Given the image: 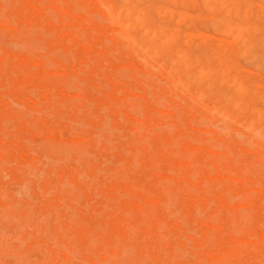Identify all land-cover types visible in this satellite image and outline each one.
<instances>
[{"label":"rangeland","instance_id":"374dc122","mask_svg":"<svg viewBox=\"0 0 264 264\" xmlns=\"http://www.w3.org/2000/svg\"><path fill=\"white\" fill-rule=\"evenodd\" d=\"M114 1L117 9H120L121 3L123 2L124 4L125 2V0H119L121 3L118 0H108L111 5L114 4L111 3ZM128 1L129 5H132V2H138V0ZM174 1H139L140 9L142 8V12H144V22L147 20L149 24L147 26V22H145L146 24L141 26L151 28L148 32H151L150 30L152 32L150 34L148 33V35L152 36L154 34L153 37L158 42L153 40V37L151 40L152 42H156L157 47L160 46L161 37L159 35L157 38L156 34L159 32V25L155 22L159 21L158 24H162V21L164 23L168 22L169 24L165 23L164 27H168L171 24L170 27L173 29L168 27L169 31L163 27L162 29L165 30L162 31L161 29V31L162 33L169 31L168 33L172 32L174 34L173 38L169 40V43L167 42L169 45L163 43L164 47L162 49L158 48V53H154L152 62H149L148 60L152 59L151 56H148L150 59L147 58V61H144L146 57L143 54L146 53L142 52L141 55L140 49L138 50L139 47L131 50L127 45H123L127 44V42L123 37L121 40V36L118 34V25L108 20L106 12L95 0H36V6L33 7L28 6L29 0H0V264H53V262H55L54 264H213L209 259L211 257H219L220 248H227L230 245H226L230 243H232L231 246L234 249L231 257L235 258L230 260L231 262L228 261V263L227 260L229 259L224 260L218 258L216 260V258L215 260L218 262L221 259L220 261L223 263L220 262V264H264V254H261L264 252V243H260V241H264V133H262L264 132V4H262L264 0H229V3L226 1L228 4L224 7H220L222 5L216 3L213 9L205 5L203 3L204 0H189L190 3L194 2L193 5L192 3L188 4V1L184 2L186 0H182V4L181 0ZM238 2L241 3L238 4ZM244 2L246 5L243 4ZM249 2L250 5L253 2L252 6H249ZM66 3L71 4L69 9H65L64 4ZM138 3H133L132 6L136 5L133 7V9L136 7L134 11H138ZM176 3L178 4L175 5ZM184 3H187V5ZM236 4L238 5L237 15L233 11ZM156 5L158 6L156 7ZM181 5L185 9L181 8ZM231 5H233L232 12L229 11L228 13H232V16L228 14L231 17H229L231 20H228L230 22L233 21L232 24L235 22L244 25L246 22L250 24L253 22L255 25V29L252 30L254 31L253 33L251 32L249 34L251 29L243 31L245 35L243 36L242 34L243 37L241 39L243 40L244 37H248L247 39L244 38L245 40L243 42L241 40L231 39L232 37H229L230 33L224 36L222 33L225 32L219 31L218 28L220 27H217L215 25L216 23L213 24V21H216L217 17L227 19L226 8H229ZM153 6L156 8L154 9ZM164 6L169 7V9L164 8ZM144 7L147 12H145ZM243 7L246 8V17L242 16ZM122 10V13H124V9ZM162 12L165 15H162ZM179 12L183 16L181 19ZM188 13H191L189 14L190 16ZM192 14L194 15L191 16ZM210 14L213 17L210 18ZM178 18L180 19L179 22H182L176 23ZM214 18L215 20H213ZM133 23L137 25V28L135 25L133 27L132 24L130 28H134V30L131 31L130 29V31L135 37L138 36L139 38L145 27L141 28L139 22L134 21ZM47 24L49 26H46ZM70 25L73 27L71 28ZM85 25L88 26L86 27ZM160 26L162 27V25ZM174 27L177 28V32ZM71 29L72 31L70 32ZM140 30L142 31L140 32ZM179 30L182 33L185 31L189 33L185 32L184 34L187 35H184L181 32L178 33ZM112 31L117 34L112 33ZM198 32L201 33L198 35ZM175 34L180 36L177 37ZM189 34L194 36V38L191 36V40L189 39L190 41H187L186 38H190ZM251 34H257L256 38H254L255 36H251ZM115 35L117 37L116 39L119 38L118 40H115ZM180 37L185 40L180 39ZM225 37L230 38L232 41ZM202 38L203 40H201ZM260 39L261 41H259ZM179 40L181 41L179 42ZM224 40L228 42L226 43ZM244 42L248 44L246 45ZM221 43L222 46L220 45ZM233 43L237 44L233 45ZM30 44L33 46H30ZM250 44L253 48H251ZM181 46L183 48L185 47V50ZM223 47L228 53V56H224L226 54L223 53L225 52L224 49L222 50ZM178 48L184 50L190 57L192 56V63L186 66V68L180 64H176L173 67L174 64L171 66L172 62L169 63L172 61L171 58L174 57L175 50ZM214 50L218 53L220 52L219 54L223 53L221 56L229 60H225L226 62L228 61V64L231 62L228 66L229 69L226 72L225 80L222 79L218 72L208 76H201L202 80L198 77L196 81H193L194 75L200 68L216 69V67L224 64L222 62L220 64L218 61L219 58L216 56V51ZM248 50L251 52L248 53ZM197 54L199 58H194L197 57L195 56ZM242 54L247 55L244 56ZM206 56L207 58H205ZM90 60L93 61L91 62ZM195 60L199 63H196ZM147 62L153 64L149 65ZM160 64L167 66V68ZM157 66L163 67L162 69L164 71L165 68L167 70L170 68L168 72L173 67L169 73L173 76L186 78L188 83H190L188 84V89L185 91L179 90L184 92L180 94L176 87L174 85L172 86L171 82L166 78H170V75L166 76L168 73H166L167 70L164 72L158 69L159 71H157ZM156 71L159 74L158 76ZM160 73L164 74V76L162 77ZM13 77L17 79L14 80ZM32 79L35 82L31 81ZM139 79L144 80L142 82ZM237 81H243L241 83L246 86L245 91H243L245 94L243 92L236 94L234 83ZM123 89L124 91L121 93ZM190 93L195 96L198 94L199 101H197L200 103L195 102L194 96H190L192 95ZM231 93L233 97H239L241 100L240 107L237 108L235 106L236 109L232 105L229 106L231 102L225 104L226 97ZM160 98H162L161 101ZM168 98L169 101L167 100ZM247 98L248 100H246ZM140 102H144L145 104ZM160 102L162 104L164 102V106ZM192 102L195 103L192 104ZM216 103L219 105L222 103V106L224 104L228 105L226 108H230V110L233 109L231 107H234L231 112L234 113V110H237V113L235 112L236 115H234L236 117L230 120L218 114L215 117L220 115L219 120H217L218 118L211 119V117H214V114L212 115V112H210V115L208 113L209 111L206 110L208 107L205 108V105L212 106L214 104L217 105ZM69 105L70 107L68 108ZM119 109L121 110L119 111ZM257 111L261 113V117L255 122L257 120L255 118ZM190 112L193 113L191 114ZM186 117L187 119H185ZM222 119L227 122L234 120L239 123H236L234 126L233 124L235 123L232 122V124L230 122L231 124L229 123V126L232 125L230 128L226 123L222 122ZM250 121L253 122L252 126L254 125L252 131L246 126ZM223 124L230 129H226V127L224 129ZM140 125L142 127H139ZM258 128L261 130V133H259ZM188 134L192 136H188ZM179 139H182L184 142L182 140L180 142ZM183 143L185 144L183 145ZM191 143L195 145L192 146ZM148 147L151 149H148ZM184 148H186L187 153ZM223 148L226 149L224 150ZM246 148L248 150L250 149L251 152ZM199 150L202 154L199 153ZM135 154L137 155L135 156ZM256 154L258 155L257 158L255 157ZM119 163L123 165L119 167ZM230 164H232V167L229 166ZM179 166L182 167L180 168ZM8 168L10 169L8 170ZM153 169L154 172L152 171ZM167 170L169 171L167 172ZM158 172H164L165 174L160 173L157 176L156 173ZM181 173H184L183 176L185 178L188 177L191 180L189 181L186 178V180L188 179L186 181L184 177H179L182 175ZM151 174L154 178L150 176ZM168 174L169 176H167ZM178 174L180 175L178 176ZM174 177L176 180L175 183ZM180 183L181 185H179ZM221 185L224 187L222 188ZM127 186L129 187L127 188ZM50 192L52 193L50 194ZM185 192H187V195ZM191 200L193 201L191 202ZM248 207L251 208L248 209ZM249 216L250 219H248ZM249 220L254 221L250 223ZM150 221L153 222L151 223ZM260 221L261 223H259ZM234 224L236 225L234 226ZM157 225L158 227H155ZM148 227L150 228V232ZM227 231H231L232 233L230 234ZM150 233L152 234L151 236L149 235ZM153 236L155 237L153 238ZM159 237L162 238L160 241L158 240ZM218 239L222 242L217 241ZM111 241L112 243H110ZM62 242H64L63 245L65 247L61 245ZM227 242L230 243L227 244ZM254 247L258 252L256 249V251L253 250ZM209 248L211 249L209 250ZM246 248L252 249H250L252 253L251 255L249 254L250 256L248 255L249 249L245 251L248 256L243 252ZM253 251L256 255H254ZM210 253L211 255H208ZM244 254L246 255L245 258L243 257ZM257 256L259 257L257 258ZM236 258L241 261L236 260ZM199 259L200 261H198ZM213 262L214 264H219L218 262Z\"/></svg>","mask_w":264,"mask_h":264},{"label":"bare ground","instance_id":"6f19581e","mask_svg":"<svg viewBox=\"0 0 264 264\" xmlns=\"http://www.w3.org/2000/svg\"><path fill=\"white\" fill-rule=\"evenodd\" d=\"M29 1H30L29 4H28L29 7L36 6V0H29ZM95 1H96V2L100 5V7H102L103 10L106 12L108 20H110L112 23H113V22L116 23L115 25H118V27H119V28H118V34L121 36V40L124 38V40H126V42H127V44H123V45H127L128 47L131 48V50H132L133 48L139 47L138 50L140 49L139 51H140L141 55H142V52H145V53H146V54H143L144 57H146V60H144V61H147V58H149L148 56H151V58H152V59L149 58V59H150V60H148L149 62H150L151 60H153V58H154V55H153V54L156 53L157 51H159L158 48H161V49H162V48L164 47V46H163V45H164L163 43H167V42L169 43V40H171V39L173 38V35H174V34H173L172 32H171V33H168V32L170 31L169 28H172V27H170L171 24H170V26H168V25L166 24V26L169 27V28H168V27H164V26H165V23H168V22H165V23H164V21H162V22H161L162 24H160V23L158 24L159 21L155 22V23H157V25H159V27H158V28H159V32L161 31V29H162L163 27L169 30L168 32L165 31L164 33H162V31L165 30V29H162L161 33L158 32V33L156 34V35H157V38H158L159 35H160L159 37H161V40H160V46L157 47L156 42H158V40H155L156 38L153 37L154 34H152V36H149V35H148V33L150 34V33L152 32V30H150L151 32H148L149 29H151V28H149V27H145V26H141V25L146 24L145 22H147V20L144 22V16H143V13H144V12H142V8L140 9V6H139V4H140L139 1H140V0H138L139 3H138V2H132V5H133V3H138V6H139V7H138L139 9L137 8L138 11H134V9H136V7H135L134 9H133V7L136 6V5H134V6L129 5V1H128V0H125L124 4H123V2L121 3V2L118 0L119 3H121V8H120V9H117V6L115 5V1H114V2H111V3H114L113 5H111V4L108 2V0H95ZM173 1H174V0H173ZM177 1H180V0H175L174 2H177ZM187 1H188V4H189V3H190L189 0H186V1H184V2H187ZM194 1H195V0H194ZM196 1H197V0H196ZM226 1H228V3H229V0H204L203 3H205V5H207L209 8L211 7L210 9H213V6H214L216 3H220V4L222 5V6H220V7H224L226 4H228ZM230 1H231V0H230ZM171 2H172V1H171ZM182 2H183V1L181 0V4H182ZM178 3H180V2H178ZM178 3H176L175 5H177ZM191 3H192V2H191ZM191 3H190V4H191ZM193 3H194V2H193ZM193 3H192V5H193ZM230 3H231V2H230ZM236 3H237V2H236ZM240 3H241V2H240ZM240 3L238 2V4H240ZM247 3H248V2H247ZM252 3H253V2H251V5H250V2H249V6H252ZM256 3H258V2H256ZM184 4L187 5V3H184ZM184 4H183V5H184ZM195 4H196V2H195ZM234 4H235V3H234ZM234 4H233V5H234ZM243 4H245V2H244ZM262 4H264V3H262ZM262 4H261V6H262ZM114 5H115V6H114ZM159 5H160V4H159ZM183 5H181V8H183V7H182ZM185 5H184V6H185ZM229 5H230V4H229ZM229 5H228V6H229ZM233 5H231L232 7L230 6L229 8L226 6V7H227V8H226L227 13H226V11H225V13H226V17H227L226 20H225L224 17H217V16H216L217 19H218V21H217V19H216V21H213V24L216 23L215 25H216L217 27L219 26V27L221 28V29L218 28V30H219V31H222V32H225V33H222V34H224V36H226V35H228V34L230 33L231 35L229 34V37L231 36V37H232L231 39L241 40V41L243 42V40H245L244 38H246V37H244L243 40L241 39V37H243V36L245 35L243 31H244V30H250V29H251V31H250V32L248 31V32H249V34H250L251 32L253 33L254 31H252V30L255 29V25L253 24V22H251L252 20L250 21L252 24H250V23H248V22L244 23V25H243V24H240V23H235V22H234V24H232L233 21L230 22V21L228 20V19L231 18L230 15L228 16V14H231V16H232V13H228V12H229V11L232 12L231 10H232V8H233ZM245 5H246V4H245ZM3 6H4V5H3ZM3 6H1V7H3ZM70 6H71L70 3H66V4H64L65 9H69ZM154 6H155V5H154ZM154 6H153V8L155 9L158 5H156V7H154ZM207 6H205V7L207 8ZM176 7H177V6H176ZM185 7H186V6H185ZM220 7H219V8H220ZM144 8H145V7H144ZM159 8H160V6H159ZM161 8H162V7H161ZM164 8H166V9L168 8V9H169V7H165V6H164ZM206 8H205V9H206ZM209 8H207V9H209ZM239 8H240V7H239ZM246 8H248V7L246 6ZM246 8L243 7V9H242V16H243V17H246ZM249 8H250V7H249ZM260 8L262 9V7H260ZM263 8H264V7H263ZM122 9H124V13H122V11H123ZM166 9H165V10H166ZM170 9H171V8H170ZM183 9H185V8H183ZM223 9H224V8H223ZM160 10H161V9H160ZM160 10H159V12H160ZM163 10H164V9H163ZM240 10H241V9H240ZM251 10H252V9H251ZM210 11H211V10H210ZM233 11H235V12L238 11V5H237V4L235 5V8H234ZM247 11H248V10H247ZM145 12H147L146 8H145ZM164 12H165V11H164ZM197 12H198V11H197ZM157 13H158V11H157ZM162 13H163V12H162ZM162 13H160V14H162ZM165 13H166V12H165ZM198 13H199V12H198ZM1 14H2V13H1ZM52 14H53V13H52ZM170 14H171V12H170ZM189 14H191V13H188V15H189ZM87 15H88V14H87ZM89 15H90V14H89ZM162 15H165V14L163 13ZM172 15H173V14H172ZM179 15L181 16V17H180V19H181V18L183 17V16H182V13L179 12ZM193 15H194V14H192L191 16H193ZM215 15H216V14H215ZM236 15H237V12H236ZM247 15H248V14H247ZM93 16H94V15H93ZM189 16H190V15H189ZM12 17H13V16H12ZM95 17H96V16H95ZM211 17H213V15L211 16V14H210V18H211ZM216 17H215V18H216ZM229 17H230V18H229ZM90 18H91V17H90ZM215 18H214L213 20H215ZM220 18H221V19L223 18V19L221 20ZM174 19H175V18H174ZM180 19L178 18V20H176V23L179 22ZM246 19H247V18H246ZM81 20H82V19H81ZM86 20H87V19H86ZM161 20H162V19H161ZM163 20H164V19H163ZM210 20H211V19H210ZM219 20H220V22H219ZM230 20H231V19H230ZM134 21L139 22L141 28H144V27H145L144 30L142 29L143 31L140 30V32H141V31H142V32H141V35L139 36V38H138V36H136V37H137V38H136V37L131 33V31L134 30V28L132 29V28H130V27H131L132 24H133V27H134V25H135V24L133 23ZM165 21H166V20H165ZM170 21H171V20H170ZM173 21H174V20H173ZM183 21H184V20H183ZM90 22H92V21H90ZM99 22H100V21H99ZM107 22H108V21H107ZM111 22H110V23H111ZM180 22H182V21H180ZM180 22H179V23H180ZM237 22H238V21H237ZM241 22H242V21H241ZM256 22H257V21H256ZM50 23H51V22H50ZM95 23H96V22H95ZM112 23H111V24H112ZM211 23H212V22H211ZM33 24H34V23H33ZM52 24H53V23H52ZM71 24H72V23H71ZM87 24H88V23H87ZM168 24H169V23H168ZM38 25H39V24H38ZM83 25H84V24H83ZM98 25H100V24H98ZM102 25H103V24H102ZM112 25L114 26V24H112ZM148 25H149V24H148V22H147V26H148ZM160 25H162V27H161ZM176 25H177V24H176ZM215 25H214V26H215ZM46 26H49V25L47 24ZM70 26H71V25H70ZM85 26H86V25H85ZM87 26H88V25H87ZM87 26H86V27H87ZM90 26H91V25H90ZM109 26H110V25H109ZM136 26H137V25H135V27H136ZM140 26H139V27H140ZM172 26H173V25H172ZM187 26H188V24H187ZM38 27H39V26H38ZM55 27H56V26H55ZM60 27H61V26H60ZM72 27H73V26H71V28H72ZM79 27H80V26H79ZM86 27H85V28H86ZM92 27H93V26H92ZM153 27H154V26H153ZM160 27H161V28H160ZM194 27H195V26H194ZM67 28H68V27H67ZM85 28H83V29H85ZM96 28H97V27H96ZM113 28H114V27H113ZM136 28H137V27H136ZM154 28H157V27H154ZM174 28H175V27H174ZM54 29H55V28H54ZM56 29H57V28H56ZM60 29H61V28H60ZM62 29H63V28H62ZM88 29H89V28H88ZM93 29H94V28H93ZM130 29H131V31H130ZM152 29H153V28H152ZM172 29H173V28H172ZM176 29H177V28H175V30H176ZM90 30H91V27H90ZM90 30H89V31H90ZM106 30H107V29H106ZM137 30H138V29H137ZM153 30L155 31V29H153ZM156 30H157V29H156ZM27 31H28V30H27ZM29 31H30V30H29ZM65 31H66V30H65ZM71 31H72V29L70 30V32H71ZM89 31H88V32H89ZM98 31H99V30H98ZM98 31H95V32H98ZM154 31H153V32H154ZM157 31H158V30H157ZM177 31H178V30H176V32H177ZM259 31H260V30H259ZM35 32H36V30H35ZM48 32H49V31H48ZM50 32H51V30H50ZM59 32H60V31H59ZM79 32H80V31H79ZM91 32H92V31H91ZM109 32H110V31H109ZM116 32H117V30H116ZM166 32H167V33H166ZM176 32H175V33H176ZM180 32H181V31L179 30L178 33H180ZM185 32H186V31H185ZM185 32H183V33L181 32V33L184 34ZM190 32H191V31H190ZM28 33H29V32H28ZM112 33H114V32L112 31ZM154 33H156V32H154ZM186 33H189V32H186ZM192 33H193V32H192ZM199 33H201V32H198L197 34L199 35ZM32 34H33V33H32ZM58 34H59V33H58ZM114 34H117V33H114ZM114 34H112V35L114 36ZM194 34H195V33H194ZM197 34H196V35H197ZM203 34H204V33H203ZM207 34H208V33H207ZM242 34H243V36H242ZM257 34H258V33H257ZM257 34H255V35H252V34H251V36H255L254 38H256V35H257ZM63 35H64V34H63ZM71 35H72V33H71ZM77 35H78V34H77ZM89 35H90V33H89ZM184 35H187V34H184ZM184 35H182V36H184ZM189 35H190V34H189ZM204 35H206V34H204ZM208 35H209V34H208ZM212 35H213V34H212ZM212 35H210V36H212ZM91 36H92V35H91ZM175 36H177V34H175ZM178 36H180V35H178ZM178 36H177V37H178ZM191 36H192V35H190V38L188 37V39L186 38V40H187V41H188L189 39L191 40ZM206 36H207V35H206ZM206 36H205V37H206ZM246 36H247V35H246ZM248 36H249V35H248ZM261 36H263V35H261ZM44 37H45V36H44ZM56 37L58 38V36H56ZM56 37H55V38H56ZM118 37H119V36H118ZM122 37H123V38H122ZM152 37L154 38L153 40L156 41V42L154 41L155 43L152 42V40H151ZM155 37H156V36H155ZM184 37H185V36H184ZM198 37H199V36H198ZM222 37H223V36H222ZM263 37H264V36H263ZM263 37H261V38H263ZM99 38H100V37H99ZM116 38H117V37H116V35H115V40H118V39H119V38H118V39H116ZM175 38H176V37H175ZM192 38H194V36H192ZM203 38H204V37H203ZM203 38H202L201 40H203ZM218 38H219V37H218ZM225 38H226V37H225ZM247 38H248V37H247ZM247 38H246V39H247ZM251 38H252V37H251ZM94 39H95V38H94ZM180 39H182V38L180 37ZM183 39H184V38H183ZM183 39H182V40H183ZM208 39H209V36H208ZM221 39H222V38H221ZM221 39H220V40H221ZM223 39H224V38H223ZM226 39H228V38H226ZM229 39H230V38H229ZM229 39H228V40H229ZM231 39H230V40H231ZM41 40H42V39H41ZM173 40L175 41V39H173ZM184 40H185V39H184ZM190 40H189V41H190ZM204 40H205V39H204ZM249 40H250V39H249ZM249 40H248V41H249ZM29 41H30V39H29ZM33 41H34V40H33ZM33 41H32V42H33ZM54 41H55V40H54ZM95 41H96V40H95ZM95 41H94V42H95ZM176 41H177V40H176ZM180 41H181V40H179V42H180ZM205 41H206V40H205ZM221 41H222V40H221ZM231 41H232V40H231ZM250 41H251V40H250ZM259 41H261V39H260ZM32 42H31V43H32ZM41 42H42V41H41ZM90 42H91V41H90ZM170 42H171V41H170ZM222 42H223V41H222ZM224 42H226V41L224 40ZM227 42H228V41H227ZM227 42H226V43H227ZM235 42H236V41H235ZM34 43H35V42H34ZM91 43L93 44V42H91ZM168 43H167V44H168ZM181 43H183V42H181ZM184 43H185V41H184ZM196 43H197V42H196ZM229 43H230V42H229ZM244 43H245L246 45L248 44L247 42H244ZM51 44H53V43H51ZM58 44H59V42H58ZM95 44H96V43H95ZM100 44H101V43H100ZM104 44H105V43H104ZM104 44H103V45H104ZM106 44H107V43H106ZM111 44H113V43H111ZM120 44H121V43H120ZM230 44H231V43H230ZM230 44H229V45H230ZM235 44H237V43H233V45H235ZM240 44H241V43H240ZM251 44H252V42H251ZM251 44H250V46H251V48H253ZM253 44H254V43H253ZM31 45H32V44H30V46H31ZM45 45H46V44H45ZM65 45H66V44H65ZM69 45H70V44H69ZM74 45H75V44H74ZM83 45H84V44H83ZM109 45H110V44H109ZM118 45H119V43H118ZM158 45H159V43H158ZM168 45H169V44H168ZM220 45L222 46V43H221ZM226 45H227V44H226ZM229 45H228V46H229ZM233 45H232V46H233ZM238 45H239V42H238ZM32 46H33V45H32ZM47 46H48V45H47ZM63 46H64V45H63ZM66 46H67V45H66ZM87 46H89V45H87ZM96 46H97V45H96ZM115 46H116V45H115ZM120 46H122V45H120ZM228 46H227V47H228ZM241 46H242V45H241ZM254 46H255V45H254ZM48 47H49V46H48ZM48 47H47V48H48ZM73 47H74V46H73ZM90 47H91V46H90ZM122 47H123V46H122ZM181 47H182V46H181ZM227 47H226V48H227ZM234 47H235V46H234ZM238 47H239V46H238ZM247 47H248V46H247ZM33 48H34V47H33ZM68 48H69V47H68ZM98 48H99V47H98ZM110 48H111V47H110ZM182 48H183V47H182ZM239 48H240V47H239ZM34 49H35V48H34ZM34 49H33V50H34ZM48 49H49V48H48ZM54 49H56V48H54ZM69 49H70V48H69ZM71 49H72V48H71ZM103 49H104V48H103ZM105 49H106V48H105ZM118 49H119V48H118ZM167 49H168V48H167ZM183 49L185 50V47H184ZM192 49H193V48H192ZM223 49H224V47L222 48V50H223ZM227 49H228V48H227ZM51 50H52V49H51ZM76 50H77V48H76ZM85 50H86V49H85ZM91 50H92V49H91ZM134 50H136V49H134ZM138 50H137V51H138ZM142 50H143V51H142ZM168 50H169V49H168ZM184 50H182V49H180V48H178V49L175 50L174 57H173V58L170 57V58L172 59V61L169 62V63L172 62V63H171V66H172V64H174L173 67L176 66V64H180V65H184L185 68H186V66H189V65L192 63V61H191V57H192V56L190 57V56H189ZM216 50H219V49H216ZM216 50H214V51H216ZM222 50H221V52H223ZM229 50H230V49H229ZM240 50H242V49H240ZM249 50H250V47H249ZM249 50H248V53L251 52V51H249ZM24 51H25V50H24ZM109 51H110V50H109ZM123 51H124V50H123ZM186 51H187V50H186ZM224 51H225V49H224ZM253 51H254V50H253ZM253 51H252V52H253ZM8 52H9V51H8ZM84 52H85V51H84ZM110 52H112V51H110ZM127 52H128V51H127ZM131 52H132V51H131ZM212 52H213V50H212ZM231 52H233V51H231ZM241 52H243V51H241ZM9 53H10V52H9ZM65 53H66V52H65ZM82 53H83V52H82ZM103 53H104V52H103ZM157 53H158V52H157ZM215 53H216V56H218V58H219L218 61L220 62V64H221V62L224 63V64H223V65H222V64H221V65L218 64V65H220V66L216 67V69H211V68H206V69L204 68V69H203L202 65H200V67H202V68L199 67L200 70L197 71V73L194 75V77H193V79H192L193 81H194V80L196 81V79H198V77L202 80V77H201V76H208V75H212V73H218V72L220 73L222 79H224V78L226 77L225 75H226V72H227L228 69H229L228 66H229V64H230L231 62L228 64V61H229V60H228L226 57H222L221 54L224 53V54H226V55H224V56H228V53H227L226 51L223 52V53H221V54H219L220 52L218 53L217 51H216ZM234 53H235V52H234ZM239 53H240V51H239ZM13 54H14V53H13ZM96 54H97V53H96ZM101 54H102V53H101ZM117 54H118V53H117ZM213 54H214V53H213ZM36 55H37V54H36ZM135 55H136V54H135ZM205 55H206V54H205ZM208 55H209V53H208ZM230 55H231V54H230ZM242 55H244V54H242ZM246 55H247V54H246ZM246 55H244V56H246ZM19 56H20V55H19ZM88 56H89V55H88ZM117 56H118V55H117ZM119 56H121V55H119ZM138 56H139V55H138ZM152 56H153V57H152ZM155 56H156V54H155ZM195 56H197V57H194V58H199V57H198V54L195 55ZM210 56H212V55H210ZM249 56H250V55H249ZM89 57H90V56H89ZM129 57H130V56H129ZM142 57H143V56H142ZM144 57H143V58H144ZM208 57H209V56H208ZM252 57H253V56H252ZM39 58H40V57H39ZM42 58H43V57H42ZM63 58H65V57H63ZM97 58H98V57H97ZM100 58H101V57H100ZM112 58H113V56H112ZM137 58H138V57H137ZM200 58H201V56H200ZM205 58H207V56H206ZM233 58H234V57H233ZM3 59H4V58H3ZM80 59H81V57H80ZM88 59H89V58H88ZM101 59H102V58H101ZM201 59H202V58H201ZM203 59H204V58H203ZM226 59L228 60L227 62L225 61ZM230 59H231V58H230ZM46 60H47V59H46ZM81 60H82V59H81ZM83 60H84V59H83ZM93 60H95V59H93ZM93 60H92V61H93ZM102 60H103V59H102ZM126 60L128 61V59H126ZM131 60H132V58H131ZM233 60H234V59H233ZM1 61H2V60H1ZM47 61H48V60H47ZM50 61H51V60H50ZM73 61H74V60H73ZM88 61H89V60H88ZM90 61H91V60H90ZM92 61H91V62H92ZM136 61H137V60H136ZM201 61H202V60H201ZM108 62H109V61H108ZM131 62H132V61H131ZM131 62H130V63H131ZM139 62H140V61H139ZM149 62H147L149 65H150V64H153V63H149ZM151 62H152V61H151ZM195 62H196V63H199V62L196 61V60H195ZM206 62H207V61H206ZM219 62H218V63H219ZM79 63H80V62H79ZM83 63H84V62H83ZM83 63H82V64H83ZM87 63H88V62H87ZM101 63H102V62H101ZM115 63H116V62H115ZM140 63H141V62H140ZM143 63H145V62H143ZM159 63H161V62H159ZM159 63H158V64H159ZM196 63H195V64H196ZM234 63H235V62H234ZM258 63H259V62H258ZM260 63H261V61H260ZM6 64H7V63H6ZM38 64H39V63H38ZM82 64H81V65H82ZM148 64H146V65H148ZM193 64H194V63H193ZM83 65H84V64H83ZM106 65H107V64H106ZM120 65H121V64H120ZM134 65H135V64H134ZM160 65H161V66H165V65H162V64H160ZM231 65H233V64H231ZM14 66H15V65H14ZM84 66H85V65H84ZM84 66H83V67H84ZM89 66H91V65H89ZM92 66H93V64H92ZM136 66H137V65H136ZM153 66H154V65H153ZM161 66H157V71H159L158 69H161L160 71H164V70L162 69L163 67L161 68ZM192 66H193V65H192ZM233 66H234V65H233ZM61 67H62V66H61ZM61 67H60V68H61ZM63 67H64V66H63ZM108 67H109V66H108ZM146 67H148V66H146ZM159 67H160V68H159ZM165 67L167 68V66H165ZM165 67H164V68H165ZM169 67H170V66H169ZM173 67H172V68H173ZM109 68H110V67H109ZM148 68H149V67H148ZM151 68H152V67H151ZM166 68H165V71L167 70ZM172 68H171V70H172ZM175 68H177V67H175ZM12 69H13V68H12ZM72 69H73V68H72ZM98 69H99V68H98ZM169 69H170V68H169ZM169 69H168V70H169ZM10 70H11V69H10ZM41 70H42V69H41ZM44 70H45V69H44ZM46 70H47V69H46ZM85 70H86V69H85ZM142 70H143V69H142ZM144 70H145V69H144ZM149 70H150V69H149ZM151 70H152V69H151ZM154 70H155V69H154ZM168 70L166 71V73L168 72ZM171 70H170V71H171ZM174 70H175V69H174ZM238 70H239V69H238ZM80 71H81V69H80ZM113 71H114V70H113ZM134 71H135V70H134ZM157 71H156V72H157ZM165 71H164V72H165ZM170 71H169V72H170ZM9 72H10V71H9ZM30 72H31V71H30ZM86 72H87V71H86ZM111 72H112V71H111ZM150 72H151V71H150ZM164 72H163V73H164ZM169 72L167 73L168 75L166 74V76H169V75H170V78H169V77H166V78L169 80V82H171V85H172V86L174 85V87H176V89H177L178 91H179V90H183V91H185L186 89H188V84H190V83H188V81H187L186 78H181V77L173 76V75H171V73H169ZM184 72H185V71H184ZM198 72H199V75H198ZM6 73H7V72H6ZM33 73H34V71H33ZM80 73H81V72H80ZM89 73H90V72H89ZM94 73H95V72H94ZM104 73H105V72H104ZM116 73H119V72H116ZM148 73H149V72H148ZM15 74H17V73H15ZM132 74H133V73H132ZM156 74H157V76L159 75L158 72H157ZM188 74L190 75V73H188ZM234 74H235V73H234ZM234 74H233V75H234ZM12 75H13V74H12ZM18 75H19V74H18ZM90 75H91V73H90ZM104 75H105V74H104ZM160 75H161L162 77L164 76V74H161V73H160ZM36 76H37V75H36ZM136 76H137V75H136ZM138 76H139V75H138ZM151 76H153V75H151ZM14 77H15V76H14ZM14 77H13V78H14ZM107 77H108V76H107ZM134 77H135V76H134ZM37 78H38V77H37ZM44 78H45V77H44ZM86 78H87V76H86ZM122 78H123V77H122ZM152 78H153V77H152ZM154 78H155V77H154ZM156 78H157V77H156ZM159 78H160V77H159ZM159 78H158V79H159ZM188 78H189V76H188ZM241 78H242V77H241ZM241 78H240V79H241ZM16 79H17V78H14V80H16ZM20 79H21V78H20ZM30 79H31V78H30ZM33 79H34V78H33ZM33 79H32L31 81H34V80H35V79H34V80H33ZM90 79H91V78H90ZM141 79H142V78H141ZM141 79H139V80L143 82L144 79H143V80H141ZM161 79H162V78H161ZM164 79H165V78H164ZM167 79H166V80H167ZM209 79H210V78H209ZM11 80H12V79H11ZM39 80L41 81L40 78H39ZM39 80H38V81H39ZM67 80H68V79H67ZM121 80H122V79H121ZM135 80H136V79H135ZM146 80H147V79H146ZM224 80H225V79H224ZM235 80H236V78H235ZM5 81H6V78H5ZM29 81H30V80H29ZM31 81H30V82H31ZM38 81H37V82H38ZM105 81H106V80H105ZM105 81H104V83H105ZM136 81H137V80H136ZM228 81H229V80H228ZM30 82H29V83H30ZM34 82H35V81H34ZM123 82H124V81H123ZM137 82H138V81H137ZM150 82H151V81H150ZM167 82H168V81H167ZM167 82H166V83H167ZM169 82H168V83H169ZM241 82H243V81H241ZM241 82H240V81H239V82L237 81L236 83H234V84H235V91H236V94H239L240 92H243V91H245V89H246V86H244V84H242ZM19 83H20V82H19ZM79 83H80V82H79ZM109 83H110V82H109ZM124 83H125V82H124ZM127 83H128V82H127ZM168 83H167V84H168ZM252 83H253V82H252ZM2 84H3V83H2ZM44 84H45V83H44ZM111 84H112V83H111ZM130 84H131V83H130ZM152 84H153V82H152ZM152 84H151V85H152ZM167 84H166V85H167ZM17 85H18V83H17ZM20 85H22V84H20ZM47 85H48V83H47ZM99 85H100V84H99ZM113 85H114V84H113ZM113 85H112V86H113ZM140 85H141V84H140ZM147 85H148V84H147ZM147 85H146V86H147ZM168 85H169V84H168ZM197 85H198V84H197ZM255 85H256V84H255ZM259 85H260V84H259ZM6 86H7V85H6ZM40 86H41V84H40ZM40 86H39V87H40ZM45 86H46V85H45ZM45 86H44V87H45ZM97 86H98V85H97ZM141 86H142V85H141ZM161 86H163V85H161ZM7 87H8V86H7ZM16 87H18V86H16ZM63 87H64V86H63ZM122 87H123V86H122ZM152 87H153V86H152ZM156 87H157V86H156ZM164 87H165V86H164ZM28 88H29V87H28ZM41 88H42V87H41ZM57 88H58V87H57ZM90 88H91V87H90ZM112 88H113V87H112ZM29 89H30V88H29ZM54 89H55V88H54ZM66 89H67V88H66ZM132 89H133V88H132ZM134 89H135V88H134ZM138 89H139V88H138ZM140 89H141V88H140ZM164 89H166V88H164ZM164 89H163V90H164ZM172 89H173V87H172ZM214 89H215V88H214ZM14 90H15V89H14ZM51 90H52V89H51ZM104 90H105V89H104ZM109 90H111V89H109ZM125 90H126V89H125ZM150 90H151V89H150ZM195 90H196V89H195ZM252 90H253V89H252ZM44 91H45V90H44ZM98 91H99V90H98ZM122 91H124V89L121 90V93H123ZM143 91H144V90H143ZM170 91H171V90H170ZM183 91H179L180 94H181V92H183ZM21 92H22V91H21ZM64 92H65V91H64ZM111 92H112V91H111ZM200 92H201V90H200ZM200 92H199V93H200ZM211 92H212V91H211ZM213 92H214V90H213ZM45 93H46V91H45ZM108 93H109V92H108ZM112 93H113V92H112ZM130 93H131V91H130ZM160 93H161V92H160ZM183 93H184V92H183ZM222 93H223V92H222ZM243 93H244V92H243ZM243 93H242V95H243ZM105 94H106V93H105ZM149 94H150V93H149ZM156 94H157V93H156ZM168 94H169V91H168ZM176 94H177V93H176ZM180 94H179V95H180ZM185 94H187V93H185ZM190 94H192V93H190ZM244 94H245V93H244ZM2 95H3V94H2ZM7 95H8V94H7ZM56 95H57V94H56ZM56 95H55V96H56ZM89 95H90V94H89ZM118 95H119V94H118ZM153 95H154V94H153ZM160 95H161V94H160ZM162 95H163V94H162ZM173 95H174V94H173ZM188 95H189V94H188ZM257 95H258V94H257ZM4 96H5V95H4ZM22 96H23V95H22ZM92 96H93V94H92ZM102 96H104V95H102ZM113 96H114V95H113ZM128 96H129V95H128ZM141 96H142V95H141ZM156 96H157V95H156ZM190 96H194L193 98L196 100L195 102H198V101H199V100H198V94H197L196 96L193 95V94L190 95ZM239 96H240V95H239ZM23 97H24V96H23ZM25 97H26V96H25ZM74 97H75V96H74ZM76 97H77V96H76ZM95 97H98V96H95ZM152 97H153V96H152ZM176 97H177V96H176ZM185 97H186V96H185ZM216 97H217V96H216ZM235 97H236V96H235ZM235 97L232 96V93H231V94H228V96H227L226 99H225V100H226V101H225V104H229V102H231V104H229V106L232 105V106H234V107L237 106V108L240 107L239 104L241 103V100H240L239 97H237V98H235ZM249 97H250V96H249ZM1 98H2V96H1ZM17 98H18V97H17ZM79 98H80V97H79ZM89 98H90V97H89ZM111 98H112V96H111ZM111 98H110V99H111ZM191 98H192V97H191ZM254 98H255V97H254ZM3 99H4V98H3ZM46 99H47V98H46ZM100 99H101V98H100ZM102 99H103V98H102ZM117 99H118V98H117ZM147 99H148V98H147ZM161 99H162V98H160V101H161ZM173 99H174V97H173ZM182 99H183V98H182ZM212 99H213V98H212ZM244 99H245V98H244ZM249 99H250V98H249ZM260 99H262V97H260ZM20 100H21V98H20ZM33 100H34V99H33ZM38 100H39V99H38ZM103 100H104V99H103ZM113 100H115V99H113ZM118 100H119V99H118ZM163 100H164V99H163ZM163 100H162V101H163ZM167 100L169 101V98H168ZM177 100H178V99H177ZM183 100H184V99H183ZM197 100H198V101H197ZM246 100H248V98H247ZM258 100H259V99H258ZM65 101H66V100H65ZM70 101H71V100H70ZM90 101H91V100H90ZM100 101H101V100H100ZM105 101H106V100H105ZM136 101H137V100H136ZM150 101H151V100H150ZM156 101H157V100H156ZM192 101H194V100L192 99ZM242 101H243V100H242ZM106 102H107V101H106ZM151 102H152V101H151ZM181 102H182V101H181ZM195 102H192V104L195 103ZM223 102H224V101H223ZM226 102H228V103H226ZM0 103H1V101H0ZM48 103H49V102H48ZM103 103H104V102H103ZM130 103H131V102H130ZM138 103H139V102H138ZM140 103H142V102H140ZM143 103H144V102H143ZM143 103H142V104H143ZM160 103H161V102H160ZM160 103H159V104H160ZM177 103H178V102H177ZM198 103H200V102H198ZM198 103H197V105H199ZM242 103H243V102H242ZM244 103H245V102H244ZM40 104H41V103H40ZM70 104H71V103H70ZM142 104H141V105H142ZM144 104H145V103H144ZM161 104H162V103H161ZM161 104H160V105H161ZM163 104H165V103L163 102ZM163 104H162V105H163ZM207 104H208V103H207ZM216 104H217V103H216ZM221 104H222V103H221ZM221 104H220V105H219V104H217V105L214 104V105H212V106H210V105H209V106H208V105H205V108L208 107V108H206V110L209 111L208 113L212 112V115L214 114V117H211V116H210L211 119H212V118H214V119H215V118H218L217 120H219V119H220V118H219L220 115H219L218 117H215V115H218V114H221V115L224 116V118L227 117V119H230V120H231V118L234 119V118L236 117V116L234 117V115H236L235 112L237 113V110H236V111L234 110V113H233V112H231V111L234 109V107H231V108H233V109L230 110V108H229V109L226 108V106H228V105H225V104L223 103L224 105L222 106ZM61 105H62V104H61ZM71 105H72V104H71ZM98 105H99V104H98ZM104 105H105V104H104ZM122 105H124V104H122ZM137 105H138V104H137ZM157 105H158V104H157ZM83 106H84V105H83ZM113 106H114V105H113ZM113 106H112V107H113ZM130 106H131V105H130ZM142 106H143V105H142ZM163 106H164V105H163ZM183 106H184V105H183ZM195 106H196V105H195ZM224 106H225V107H224ZM33 107H34V106H33ZM36 107H37V106H36ZM52 107H53V106H52ZM69 107H70V105L68 106V108H69ZM97 107H98V106H97ZM116 107H117V106H116ZM134 107H135V106H134ZM149 107H150V106H149ZM170 107H171V106H170ZM170 107H169V108H170ZM185 107H186V105H185ZM187 107H188V106H187ZM74 108H75V107H74ZM89 108H90V107H89ZM117 108H118V107H117ZM164 108H165V107H164ZM235 109H236V107H235ZM239 109H240V108H239ZM254 109H255V108H254ZM72 110H73V109H72ZM72 110H71V111H72ZM110 110H111V109H110ZM120 110H121V109H119V111H120ZM144 110H145V109H144ZM255 110H256V109H255ZM45 111H46V110H45ZM238 111H240V110H238ZM258 111H259V110H258ZM258 111L256 112V117H255V118H256L257 120H255V122H257L258 119L261 117V113L258 112ZM260 111H261V110H260ZM5 112H6V111H5ZM113 112H114V111H113ZM143 112H144V111H143ZM152 112H153V111H152ZM154 112H155V111H154ZM156 112H157V111H156ZM178 112H179V111H178ZM77 113H78V112H77ZM109 113H110V112H109ZM119 113H120V112H119ZM131 113H133V112H131ZM169 113H170V112H169ZM172 113H173V112H172ZM190 113L192 114L193 112H190ZM250 113H251V112H250ZM122 114H123V113H122ZM125 114H126V113H125ZM129 114H130V113H129ZM138 114H139V113H138ZM138 114H137V115H138ZM170 114H171V113H170ZM184 114H185V112H184ZM239 114H240V113H239ZM1 115H2V114H1ZM90 115H91V114H90ZM179 115H180V114H179ZM210 115H211V113H210ZM263 115H264V111H263ZM132 116L134 117V115H132ZM138 116H140V115H138ZM170 116H171V115H170ZM189 116H190V115H189ZM195 116H196V115H195ZM245 116H247V115H245ZM112 117H113V116H112ZM119 117H120V116H119ZM135 117H136V116H135ZM221 117H222V116H221ZM104 118H105V117H104ZM106 118H107V117H106ZM165 118H166V117H165ZM189 118H190V117H189ZM41 119H42V118H41ZM67 119H68V118H67ZM67 119H66V120H67ZM120 119H121V118H120ZM127 119H128V118H127ZM139 119H141V118H139ZM152 119H153V118H152ZM152 119H151V120H152ZM166 119H167V118H166ZM185 119H187V117H186ZM233 119H232V120H233ZM241 119H242V118H241ZM245 119H246V118H245ZM252 119H253V118H252ZM17 120H18V119H17ZM103 120H105V119H103ZM154 120H155V119H154ZM156 120H157V119H156ZM172 120H173V119H172ZM182 120H183V119H182ZM223 120H224V119H222V122L226 123L227 126H229V123H230V122H231V123L234 122L235 124L232 123L234 126L236 125V123H239V122H235L234 120H233V121H230V122H227L226 120L223 121ZM238 120H239V119H238ZM238 120H237V121H238ZM105 121H106V120H105ZM140 121H141V120H140ZM158 121L160 122L159 119H158ZM179 121H180V120H179ZM183 121H184V120H183ZM185 121H187V120H185ZM188 121L190 122V120H188ZM209 121H210V120H209ZM243 121H244V119H243ZM243 121H241V122H243ZM102 122H103V121H102ZM110 122H111V121H110ZM161 122H162V121H161ZM194 122H195V121H194ZM220 122H221V121H220ZM156 123H157V122H156ZM217 123H218V122H217ZM231 123H230V124H231ZM252 123H253V122L250 121L248 125L246 124V126H247L248 128H250L251 131H252V129H254V128H253L254 125L252 126ZM105 124H106V123H105ZM111 124H112V123H111ZM158 124H161V123H158ZM169 124H170V123H169ZM189 124H190V123H189ZM209 124H210V123H209ZM254 124H255V123H254ZM23 125H24V124H23ZM69 125H70V124H69ZM131 125H133V124H131ZM223 125H224V124H223ZM0 126H1V125H0ZM100 126H101V125H100ZM100 126H99V128H100ZM102 126H103V125H102ZM193 126H194V124H193ZM227 126L224 125L223 128L226 127V129H227V128H228ZM231 126H232V125H230L229 127L231 128ZM246 126H245V127H246ZM262 126H263V125H262ZM81 127H82V126H81ZM113 127H114V126H113ZM131 127H132V126H131ZM134 127H135V126H134ZM139 127H142V126L140 125ZM163 127H164V126H163ZM173 127H174V126H173ZM177 127H179V126H177ZM208 127H209V126H208ZM247 127H246V128H247ZM124 128H125V127H124ZM185 128H186V127H185ZM213 128H214V127H213ZM230 128H228V129H230ZM259 128H260V127H259ZM259 128H258V131H259V133H261V130H259ZM114 129H115V128H114ZM122 129H123V128H122ZM128 129H129V128H128ZM135 129H136V128H135ZM141 129H142V128H141ZM177 129H178V128H177ZM224 129H225V128H224ZM255 129H256V128H255ZM78 130H79V129H78ZM109 130H110V129H109ZM133 130H134V129H133ZM145 130H146V129H145ZM158 130H159V129H158ZM179 130H180V129H179ZM187 130H188V128H187ZM208 130H209V129H208ZM79 131H80V130H79ZM83 131H84V129H83ZM129 131H130V130H129ZM136 131H137V129H136ZM192 131H193V130H192ZM220 131H221V130H220ZM229 131H230V130H229ZM235 131H236V130H235ZM186 132H187V131H186ZM207 132H208V131H207ZM226 132H227V131H226ZM239 132H240V131H239ZM86 133H87V132H86ZM165 133H166V132H165ZM244 133H245V132H244ZM262 133H264V132H262ZM145 134H146V133H145ZM208 134H209V133H208ZM228 134H229V133H228ZM234 134H235V133H234ZM132 135H133V134H132ZM138 135H139V134H138ZM180 135H181V134H180ZM189 135H190V134H188V136H189ZM214 135H215V134H214ZM226 135H227V134H226ZM113 136H114V135H113ZM165 136H166V135H165ZM190 136H192V135H190ZM6 137H7V136H6ZM146 137H147V136H146ZM126 138H127V137H126ZM148 138H149V137H148ZM209 138H210V137H209ZM115 139H116V138H115ZM195 139H196V138H195ZM197 139H198V138H197ZM200 139H201V137H200ZM216 139H217V137H216ZM219 139H220V138H219ZM2 140H3V139H2ZM168 140H169V139H168ZM168 140H167V141H168ZM179 140H180V139H179ZM181 140H182V139H181ZM181 140H180V142H181ZM183 140H185V139L183 138ZM183 140H182V141H183ZM225 140H227V139L225 138ZM225 140H224V142H226ZM131 141H132V140H131ZM134 141H135V140H134ZM201 141H202V139H201ZM168 142H170V141H168ZM183 142H184V141H183ZM185 142H186V140H185ZM202 142H203V141H202ZM256 142H257V141H256ZM33 143H34V142H33ZM76 143H77V142H76ZM257 143H258V142H257ZM22 144H23V143H22ZM126 144H127V143H126ZM184 144H185V143H183V145H184ZM200 144H201V143H200ZM73 145H74V144H73ZM132 145H133V144H132ZM143 145H144V144H143ZM150 145H151V144H150ZM165 145H166V144H165ZM191 145H192V143H191ZM194 145H195V144H193L192 146H194ZM201 145H202V144H201ZM225 145H226V144H225ZM258 145H259V144H258ZM108 146H109V145H108ZM108 146H107V147H108ZM161 146H162V145H161ZM176 146H177V145H176ZM192 146H191V147H192ZM196 146H197V145H196ZM226 146H227V145H226ZM228 146H230V145H228ZM259 146H260V145H259ZM164 147H165V146H164ZM186 147H188V146H186ZM260 147H261V146H260ZM21 148H22V147H21ZM103 148H104V146H103ZM112 148H113V147H112ZM149 148H150V147H148V149H149ZM188 148H189V147H188ZM207 148H208V147H207ZM207 148H206V149H207ZM237 148H238V147H237ZM243 148H244V147H243ZM247 148H248V147H247ZM247 148H246V149H247ZM253 148H254V147H253ZM253 148H252V149H253ZM262 148H263V147H262ZM136 149H137V148H136ZM145 149H146V148H145ZM150 149H151V148H150ZM167 149H168V148H167ZM184 149H185V152H186V148H184ZM203 149H204V148H203ZM213 149H214V148H213ZM223 149H224V148H223ZM223 149H221V150L223 151V153H225L224 150H225L226 148H225L224 150H223ZM246 149H245V150H246ZM51 150H52V149H51ZM56 150H57V149H56ZM117 150H118V149H117ZM125 150H126V149H125ZM128 150H129V149H128ZM165 150H166V149H165ZM181 150H182V149H181ZM195 150H196V149H195ZM197 150H198V149H197ZM245 150H244V151H245ZM247 150H248V149H247ZM249 150H250V149H249ZM249 150H248V151H249ZM254 150H255V149H254ZM254 150H253V151H254ZM256 150H257V149H256ZM30 151H31V150H30ZM136 151H137V150H136ZM148 151H150V150H148ZM148 151H147V152H148ZM157 151H158V150H157ZM187 151H188V150H187ZM212 151H213V150H212ZM217 151L219 152V150H217ZM231 151H232V150H231ZM34 152H35V151H34ZM162 152H163V151H162ZM197 152H198V151H197ZM197 152H196V153H197ZM220 152H221V151H220ZM241 152H243V151H241ZM250 152H251V150H250ZM25 153H26V152H25ZM31 153H32V152H31ZM141 153H142V152H141ZM160 153H161V152H160ZM186 153H187V152H186ZM199 153L202 154V152H200V150H199ZM207 153H208V152H207ZM235 153H236V152H235ZM238 153H239V151H238ZM257 153H258V152H257ZM261 153H262V152H261ZM26 154H27V153H26ZM83 154H84V153H83ZM173 154H174V151H173ZM178 154H179V153H178ZM189 154H190V153H189ZM203 154H204V153H203ZM250 154H251V153H250ZM258 154H260V153H258ZM19 155H20V154H19ZM44 155H45V154H44ZM111 155H112V153H111ZM136 155H137V154H135V156H136ZM151 155H152V154H151ZM196 155H197V154H196ZM232 155H233V154H232ZM243 156H246V155H243ZM257 156H258V155L256 154L255 157L257 158ZM104 157H106V156H104ZM151 157H152V156H151ZM154 157H155V156H154ZM174 157H175V156H174ZM178 157H180V156H178ZM194 157H195V156H194ZM238 157H239V156H238ZM23 158H24V157H23ZM183 158H184V157H183ZM183 158H182V159H183ZM256 158H254V159L256 160ZM16 159H17V158H16ZM143 159H144V158H143ZM156 159H157V158H156ZM165 159H166V158H165ZM172 159H173V158H172ZM186 159H187V158H186ZM203 159H204V158H203ZM258 159H259V158H258ZM263 159H264V157H263ZM26 160H27V159H26ZM31 160H32V159H31ZM132 160H133V159H132ZM134 160H135V159H134ZM174 160H175V158H174ZM178 160H179V158H178ZM197 160H198V159H197ZM200 160H201V159H200ZM209 160H210V159H209ZM233 160H234V159H233ZM251 160H252V159H251ZM2 161H3V160H2ZM77 161H78V160H77ZM122 161L124 162V160H122ZM151 161H153V160H151ZM176 161H177V159H176ZM187 161H188V160H187ZM235 161H236V160H235ZM120 162H121V161H120ZM129 162H130V161H129ZM155 162H156V161H155ZM159 162H160V161H159ZM159 162H158V163H159ZM180 162H181V161H180ZM188 162H189V161H188ZM192 162H193V161H192ZM200 162H202V161H200ZM206 162H207V161H206ZM220 162H221V161H220ZM252 162H253V161H252ZM257 162H258V161H257ZM263 162H264V160H263ZM1 163H2V162H1ZM160 163H161V162H160ZM167 163H168V162H167ZM198 163H199V162H198ZM202 163H204V162H202ZM211 163H212V162H211ZM213 163L216 164L215 162H213ZM226 163H227V162H226ZM226 163H225V164H226ZM237 163H238V162H237ZM247 163H248V162H247ZM69 164H70V163H69ZM119 164H120V163H119ZM132 164H133V163H132ZM153 164H154V163H153ZM188 164H189V163H188ZM232 164H233V163H232ZM232 164H230L229 166L232 167ZM238 164H239V163H238ZM44 165H45V164H44ZM117 165H118V163H117ZM122 165H123V164H122ZM122 165L120 164L119 167H121ZM130 165H131V164H130ZM157 165H158V164H157ZM173 165H174V164H173ZM175 165H176V164H175ZM251 165H252V164H251ZM140 166H141V165H140ZM167 166H168V165H167ZM188 166H189V165H188ZM197 166H198V165H197ZM211 166H212V165H211ZM226 166H228V165H226ZM233 166H234V165H233ZM247 166H248V165H247ZM255 166H256V164H255ZM123 167H124V166H123ZM126 167H128V166H126ZM155 167H156V166H155ZM174 167H175V166H174ZM179 167H180V166H179ZM181 167H182V166H181ZM181 167H180V168H181ZM198 167H199V166H198ZM202 167H203V166H202ZM214 167H215V166H214ZM223 167H224V166H223ZM231 167H229V168H231ZM15 168H16V167H15ZM159 168H160V167H159ZM175 168H176V167H175ZM184 168H185V167H184ZM203 168H204V167H203ZM225 168H226V167H225ZM238 168H239V167H238ZM262 168H263V166H262ZM9 169H10V168H8V170H9ZM205 169H207V168H205ZM209 169H210V168H209ZM216 169H217V168H216ZM258 169H259V168H258ZM111 170H112V169H111ZM118 170H119V169H118ZM123 170H124V169H123ZM133 170H134V168H133ZM185 170H186V169H185ZM185 170H184V171H185ZM192 170H193V169H192ZM230 170H231V169H230ZM2 171H3V170H2ZM80 171H81V170H80ZM98 171H99V170H98ZM120 171H121V170H120ZM152 171L154 172V169H153ZM168 171H169V170H167V172H168ZM187 171H188V170H187ZM202 171H203V170H202ZM217 171H218V169H217ZM225 171H226V170H225ZM251 171H252V170H251ZM258 171H259V170H258ZM132 172H133V171H132ZM156 172H157V171H156ZM190 172H191V171H190ZM190 172H189V173H190ZM220 172H221V171H220ZM256 172H257V171H256ZM259 172H260V171H259ZM259 172H258V173H259ZM263 172H264V171H263ZM14 173H15V172H14ZM120 173H121V172H120ZM160 173H164V172H160ZM160 173H159V172L156 173L157 176H158V174H160ZM249 173H250V172H249ZM83 174H84V173H83ZM121 174H122V173H121ZM152 174H153V173H152ZM152 174H151L150 176H151L152 178H154V177L152 176ZM156 174H155V175H156ZM164 174H165V173H164ZM164 174H163V175H164ZM169 174H171V173H169ZM169 174H168L167 176H169ZM173 174H174V173H173ZM181 174H182V173H181ZM183 174H184V173H183ZM183 174H182V175L178 174V176L180 175L179 177H181V176L184 177ZM213 174H214V173H213ZM222 174H224V173H222ZM228 174H230V173H228ZM84 175H85V174H84ZM118 175H119V174H118ZM155 175H154V176H155ZM161 175H162V174H161ZM187 175H188V174H187ZM187 175H186V176H187ZM248 175H249V174H248ZM254 175H255V174H254ZM10 176H11V175H10ZM178 176H176V177H178ZM205 176H206V175H205ZM236 176H237V175H236ZM155 177H156V176H155ZM161 177H162V176H161ZM200 177H201V176H200ZM217 177H219V176H217ZM230 177H231V175H230ZM234 177H235V176H234ZM237 177H238V176H237ZM237 177H236V178H237ZM85 178H86V177H85ZM109 178H110V177H109ZM164 178H165V176H164ZM184 178H185V177H184ZM186 178H188V177H186ZM186 178H185V180H186ZM240 178H241V177H240ZM240 178H239V179H240ZM246 178H247V177H246ZM26 179H27V178H26ZM150 179H151V178H150ZM171 179H172V178H171ZM176 179H178V178H176ZM180 179H181V178H180ZM188 179H189V178H188ZM188 179H187V180H188ZM197 179H198V178H197ZM200 179H201V178H200ZM203 179H204V178H203ZM210 179H211V178H210ZM248 179H249V178H248ZM23 180H24V179H23ZM185 180H184V181H185ZM187 180H186V181H187ZM190 180H191V178L189 179V181H190ZM192 180H193V179H192ZM241 180H242V179H241ZM251 180H252V179H251ZM115 181H116V180H115ZM159 181H160V180H159ZM175 181H176V180H175V177H174V183H175ZM198 181H199V180H198ZM224 181H225V180H224ZM101 182H102V181H101ZM163 182H164V181H163ZM172 182H173V181H172ZM212 182H213V181H212ZM150 183H151V182H150ZM154 183H155V182H154ZM182 183H184V182H182ZM193 183H194V181H193ZM218 183H219V182H218ZM223 183H224V182H223ZM231 183H232V182H231ZM254 183H255V181H254ZM121 184H122V183H121ZM159 184H160V183H159ZM164 184H165V183H164ZM171 184H173V183H171ZM196 184H197V183H196ZM202 184H204V183H202ZM220 184H221V183H220ZM242 184H243V183H242ZM257 184H258V183H257ZM174 185H175V184H174ZM179 185H181V183H180ZM211 185H212V184H211ZM233 185H234V184H233ZM80 186H81V185H80ZM101 186H102V185H101ZM104 186H105V185H104ZM158 186H159V185H158ZM182 186H183V185H182ZM194 186H195V185H194ZM221 186H222V185H221ZM242 186H243V185H242ZM244 186H245V185H244ZM259 186H260V185H259ZM262 186H263V185H262ZM85 187H86V186H85ZM128 187H129V186H127V188H128ZM142 187H143V186H142ZM142 187H141V188H142ZM202 187H203V186H202ZM207 187H208V186H207ZM223 187H224V186H222V188H223ZM260 187H261V186H260ZM55 188H56V187H55ZM113 188H114V187H113ZM119 188H120V187H119ZM173 188H174V187H173ZM173 188H172V191H173ZM185 188H186V187H185ZM263 188H264V187H263ZM182 189H183V188H182ZM200 189H203V188H200ZM211 189H213V188L211 187ZM231 189H232V188H231ZM48 190H49V189H48ZM71 190H72V189H71ZM102 190H103V189H102ZM148 190H149V189H148ZM218 190H219V189H218ZM228 190H229V189H228ZM151 191H152V190H151ZM175 191H176V190H175ZM178 191H179V190H178ZM219 191H220V190H219ZM243 191H244V190H243ZM258 191H259V190H258ZM40 192H41V190H40ZM70 192H71V191H70ZM138 192H139V191H138ZM155 192H157V191H155ZM187 192H189V191H187ZM187 192H185L186 195H187ZM191 192H192V191H191ZM229 192H230V191H229ZM238 192H239V191H238ZM255 192H256V191H255ZM51 193H52V192H50V194H51ZM148 193H149V192H148ZM239 193H240V192H239ZM45 194H46V193H45ZM190 194H191V193H190ZM199 194H200V193H199ZM231 194H232V193H231ZM246 194H248V193H246ZM95 195H96V194H95ZM202 195H203V194H202ZM216 195H217V194H216ZM238 195H239V194H238ZM240 195H241V194H240ZM242 195H243V193H242ZM250 195H251V194H250ZM253 195H254V193H253ZM183 196H185V195L183 194ZM188 196H190V195H188ZM203 196H204V195H203ZM209 196H210V195H209ZM83 197H84V196H83ZM164 197H165V195H164ZM178 197H179V196H178ZM178 197H177V198H178ZM180 197H181V196H180ZM201 197H202V196H201ZM218 197H219V196H218ZM224 197H225V196H224ZM235 197H236V196H235ZM237 197H238V196H237ZM246 197H247V196H246ZM246 197H245V198H246ZM70 198H71V197H70ZM160 198H161V197H160ZM206 198H207V197H206ZM209 198H210V197H209ZM64 199H65V198H64ZM113 199H114V198H113ZM113 199H112V200H113ZM172 199H173V198H172ZM178 199H179V198H178ZM178 199H177V200H178ZM188 199H189V198H188ZM190 199H191V198H190ZM227 199L229 200V198H227ZM248 199H249V198H248ZM261 199H262V198H261ZM101 200H102V199H101ZM162 200H163V199H162ZM195 200H196V199H195ZM199 200H201V199H199ZM199 200H198V201H199ZM60 201H61V200H60ZM181 201H182V200H181ZM183 201H184V199H183ZM192 201H193V200H191V202H192ZM231 201H232V200H231ZM245 201H246V199H245ZM155 202H156V201H155ZM196 202H197V201H196ZM242 202H243V201H242ZM27 203H28V202H27ZM149 203H150V202H149ZM232 203H233V202H232ZM240 203H241V202H240ZM244 203H245V202H244ZM244 203H242V204H244ZM124 204H125V203H124ZM171 204H172V203H171ZM171 204H170V206H172ZM186 204H187V203H186ZM193 204H194V202H193ZM197 204H198V203H197ZM199 204H200V203H199ZM236 204H237V203H236ZM238 204H239V203H238ZM249 204L253 205L252 203H249ZM102 205H103V203H102ZM188 205H189V203H188ZM246 205H247V204H246ZM246 205H245V206H246ZM50 206H51V205H50ZM58 206H59V205H58ZM103 206H104V205H103ZM183 206H184V205H183ZM202 206H203V205H202ZM208 206H209V205H208ZM243 206H244V205H243ZM64 207H65V206H64ZM105 207H106V206H105ZM184 207H186V206H184ZM217 207H218V206H217ZM217 207H216V208H217ZM223 207H224V206H223ZM39 208H40V207H39ZM192 208H193V207H192ZM205 208H206V207H205ZM216 208H215V209H216ZM219 208H221V207H219ZM232 208H233V207H232ZM249 208H251V207H248V209H249ZM109 209H110V208H109ZM156 209H157V208H156ZM228 209H229V208H228ZM258 209H259V208H258ZM66 210H67V209H66ZM138 210H139V209H138ZM169 210H170V209H169ZM171 210H172V209H171ZM220 210H221V209H220ZM224 210H225V209H224ZM48 211H49V210H48ZM116 211H117V210H116ZM128 211H129V210H128ZM147 211H148V210H147ZM172 211H173V210H172ZM191 211H192V210H191ZM217 211H218V210H217ZM236 211H237V210H236ZM148 212H149V211H148ZM151 212H152V211H151ZM158 212H159V211H158ZM158 212H157V213H158ZM193 212H194V211H193ZM211 212H212V211H211ZM219 212H220V211H219ZM46 213H47V212H46ZM97 213H98V212H97ZM154 213H155V212H154ZM164 213H165V211H164ZM189 213H190V212H189ZM189 213H188V214H189ZM195 213H196V212H195ZM208 213H210V212H208ZM215 213H216V212H215ZM245 213H246V212H245ZM36 214H37V213H36ZM68 214H69V213H68ZM68 214H67V216H68ZM77 214H78V213H77ZM92 214H93V213H92ZM99 214H101V213H99ZM99 214H98V215H99ZM147 214H148V213H147ZM159 214H160V212H159ZM193 214H194V213H193ZM210 214H211V213H210ZM220 214H221V213H220ZM258 214H259V213H258ZM41 215H42V214H41ZM47 215H48V214H47ZM116 215H117V214H116ZM148 215H149V214H148ZM208 215H209V214H208ZM227 215H228V213H227ZM227 215H226V216H227ZM236 215H237V214H236ZM254 215H255V214H254ZM254 215H253V216H254ZM99 216H100V215H99ZM185 216H186V215H185ZM219 216H220V215H219ZM228 216H229V215H228ZM238 216H239V215H238ZM238 216H237V218H238ZM251 216H252V215H251ZM62 217H63V216H62ZM75 217H76V216H75ZM93 217H94V216H93ZM105 217H106V216H105ZM174 217H175V216H174ZM174 217H173V218H174ZM186 217H187V216H186ZM223 217H224V216H223ZM246 217H247V216H246ZM261 217H262V215H261ZM69 218H70V216H69ZM73 218H74V217H73ZM118 218H119V217H118ZM143 218H144V217H143ZM149 218H151V217H149ZM181 218H182V217H181ZM196 218H197V217H196ZM211 218H212V217H211ZM227 218H228V217H227ZM232 218H233V217H232ZM239 218H240V217H239ZM251 218H252V217H251ZM19 219H20V218H19ZM75 219H76V218H75ZM161 219H163V218H161ZM193 219H194V216H193ZM207 219H208V218H207ZM241 219H242V218H241ZM241 219H240V221H241ZM248 219H250V216H249ZM252 219H253V218H252ZM254 219H257V218H254ZM260 219H261V218H260ZM12 220H13V219H12ZM27 220H28V219H27ZM38 220H39V219H38ZM54 220H55V219H54ZM191 220H192V219H191ZM197 220H198V219H197ZM222 220H223V219H222ZM224 220H226V219H224ZM228 220H229V218H228ZM258 220H259V219H258ZM75 221H76V220H75ZM192 221H193V220H192ZM195 221H196V220H195ZM201 221H202V220H201ZM218 221H219V220H218ZM218 221H217V223H218ZM249 221H250V220H249ZM249 221H248V222H249ZM251 221H254V220H251ZM251 221H250V223H251ZM24 222H25V221H24ZM24 222H23V223H24ZM39 222H41V221H39ZM52 222H53V221H52ZM139 222H140V221H139ZM150 222L152 223L153 221H150ZM193 222H194V221H193ZM76 223H77V222H76ZM160 223H161V222H160ZM164 223H165V221H164ZM201 223H202V222H201ZM201 223H200V225H201ZM234 223H235V222H234ZM259 223H261V221H260ZM97 224H98V223H97ZM141 224H142V223H141ZM162 224H163V222H162ZM168 224H169V222H168ZM225 224H226V223H225ZM58 225H60V224H58ZM58 225H57V226H58ZM68 225H69V223H68ZM110 225H111V224H110ZM118 225H119V224H118ZM145 225H146V224H145ZM148 225H149V224H148ZM155 225H156V224H155ZM194 225H195V224H194ZM200 225H199V226H200ZM235 225H236V224H234V226H235ZM263 225H264V224H263ZM77 226H78V225H77ZM159 226L162 227L161 225H159ZM180 226H181V225H180ZM226 226H227V225H226ZM232 226H233V225H232ZM237 226H238V225H237ZM135 227H136V226H135ZM146 227H147V226H146ZM149 227H150V226H149ZM149 227H148V229H149V232H150V228H149ZM155 227H158V225L155 226ZM208 227H209V225H208ZM239 227H240V226H239ZM239 227H238V228H239ZM54 228H55V227H54ZM139 228H140V227H139ZM180 228H181V227H180ZM183 228L185 229V227H183ZM204 228H205V227H204ZM233 228H234V227H233ZM30 229H31V228H30ZM40 229H41V228H40ZM78 229H79V228H78ZM123 229H124V228H123ZM136 229H137V228H136ZM184 229H183V230H184ZM190 229H191V228H190ZM206 229H207V228H206ZM206 229H205V231H206ZM223 229H224V227H223ZM227 229H228V228H227ZM230 229H231V228H230ZM230 229H229V230H230ZM241 229H242V228H241ZM246 229H247V228H246ZM246 229H244V230H246ZM257 229H258V228H257ZM262 229H263V228H262ZM58 230H59V229H58ZM130 230H131V229H130ZM160 230H162V229H160ZM183 230H182V231H183ZM191 230H192V229H191ZM225 230H226V229H225ZM258 230H259V229H258ZM36 231H37V230H36ZM100 231H101V230H100ZM127 231H128V230H127ZM127 231H126V233H127ZM157 231H158V230H157ZM163 231H164V230H163ZM176 231H177V230H176ZM182 231H181V232H182ZM10 232H11V231H10ZM63 232H65V231H63ZM63 232H62V233H63ZM142 232H143V229H142ZM149 232H148V233H149ZM198 232H199V231H198ZM213 232H215V231H213ZM227 232H230V234L232 233L231 231H227ZM263 232H264V230H263ZM43 233H44V232H43ZM100 233H101V232H100ZM128 233H129V231H128ZM144 233H145V232H144ZM151 233L154 234V232H152V231H151ZM151 233L149 234L150 236L152 235ZM155 233H156V232H155ZM158 233H159V232H158ZM161 233H163V232H161ZM222 233H223V232H222ZM225 233H226V232H225ZM249 233H250V232H249ZM66 234H67V233H66ZM213 234H214V233H213ZM220 234H221V233H220ZM220 234H219V235H220ZM241 234H242V233H241ZM241 234H240V235H241ZM16 235H17V234H16ZM41 235H42V234H41ZM149 235H148V236H149ZM156 235H157V234H156ZM166 235H167V234H166ZM183 235H184V234H183ZM196 235H197V234H196ZM202 235H203V234H202ZM216 235H217V234H216ZM223 235H224V234H223ZM240 235H239V236H240ZM250 235H251V234H250ZM255 235H257V234H255ZM55 236H56V235H55ZM98 236H99V235H98ZM207 236H208V235H207ZM245 236H246V235H245ZM71 237H72V236H71ZM142 237H143V236H142ZM154 237H155V236H153V238H154ZM156 237L158 238V236H156ZM165 237H166V236H165ZM213 237H214V236H213ZM242 237H243V235H242ZM249 237H250V236H249ZM260 237H261V236H260ZM14 238H15V237H14ZM40 238H41V237H40ZM55 238H56V237H55ZM69 238H70V237H69ZM88 238H89V237H88ZM88 238H87V239H88ZM149 238H150V237H149ZM185 238H186V236H185ZM221 238H222V237H221ZM261 238H262V237H261ZM31 239H32V238H31ZM34 239H35V237H34ZM61 239H62V238H61ZM80 239H81V238H80ZM160 239H162V238L159 237L158 240L160 241ZM166 239H167V238H166ZM173 239H174V237H173ZM182 239H183V238H182ZM211 239H212V238H211ZM251 239H252V238H251ZM10 240H11V239H10ZM10 240H9V241H10ZM14 240H15V239H14ZM75 240H76V239H75ZM82 240H83V239H82ZM120 240H121V239H120ZM154 240H155V239H154ZM167 240H168V239H167ZM167 240H166V241H167ZM189 240H190V238H189ZM222 240H223V239H222ZM249 240H250V239H249ZM84 241H85V240H84ZM162 241H163V240H162ZM162 241H161V242H162ZM210 241H212V240H210ZM217 241H221V240L218 239ZM243 241H244V240H243ZM60 242H61V241H60ZM73 242H74V241H73ZM87 242H88V241H87ZM121 242H122V241H121ZM178 242H179V241H178ZM192 242H193V241H192ZM221 242H222V241H221ZM223 242H224V241H223ZM241 242H242V241H241ZM63 243H64V242H62V244H61L62 246H64ZM100 243H101V242H100ZM110 243H112V241H111ZM140 243H141V242H140ZM228 243H230V242H227V244H228ZM249 243H250V242H249ZM260 243H264V241H263V242L260 241ZM81 244H82V243H81ZM103 244H104V243H103ZM120 244H121V243H120ZM147 244H148V243H147ZM147 244H146V245H147ZM189 244H190V243H189ZM211 244H213V243H211ZM231 244H232V243L226 245V246H229V245H230V246L227 247V248H220V250H219V252H220V253H219V257H211L209 260H211L213 264H214L213 261L218 262V261H216V260H218V258H221V259H224V260H225V259H226V260L229 259V260H227V263H228V261L231 262L230 260H232L233 258H235V257H231V256H232L231 254L234 252V249H233V247L231 246ZM233 244H234V243H233ZM258 244H259V243H258ZM52 245H53V244H52ZM84 245H85V244H84ZM140 245H141V244H140ZM144 245H145V244H144ZM151 245H153V244H151ZM182 245H183V244H182ZM185 245H186V243H185ZM185 245H184V246H185ZM205 245H206V244H205ZM222 245H223V244H222ZM78 246H79V245H78ZM92 246H93V245H92ZM104 246H105V245H104ZM134 246H135V245H134ZM136 246H137V245H136ZM236 246H237V245H236ZM260 246H262V245L260 244ZM64 247H65V246H64ZM64 247H63V248H64ZM115 247H117V246H115ZM159 247H160V246H159ZM186 247H187V245H186ZM202 247H203V246H202ZM202 247H201V248H202ZM212 247H214V246L212 245ZM212 247H211V248H212ZM247 247H248V245H247ZM263 247H264V245H263ZM1 248H2V247H1ZM108 248H109V247H108ZM113 248H114V247H113ZM146 248H147V247H146ZM151 248H152V247H151ZM154 248H155V247H154ZM156 248H158V247H156ZM180 248H181V247H180ZM184 248H185V247H184ZM193 248H194V247H193ZM197 248H198V247H197ZM211 248H209V250H210ZM6 249H7V248H6ZM67 249H68V248H67ZM131 249H132V247H131ZM140 249H141V248H140ZM237 249H239V248H237ZM247 249H249V251H248V255H249V254L251 255V254H252L251 251H250L251 248H246V249H244V251H243V250H242V251L245 253V251H246ZM255 249H256V248L254 247L253 250L256 251L257 249H256V250H255ZM259 249H260V248H259ZM11 250H12V249H11ZM77 250H78V248H77ZM162 250H163V249H162ZM162 250H161V252H162ZM235 250H236V249H235ZM239 250H240V249H239ZM251 250H252V249H251ZM260 250H261V249H260ZM13 251H14V250H13ZM18 251H19V250H18ZM199 251H200V250H199ZM216 251L218 252V250H216ZM254 251H253V253H254ZM39 252H40V251H39ZM90 252H91V251H90ZM102 252H103V251H102ZM121 252H122V251H121ZM147 252H148V251H147ZM249 252H250V253H249ZM257 252H258V250H257ZM261 252H262V251H261ZM11 253H12V252H11ZM197 253H198V252H197ZM259 253H260V252H259ZM49 254H50V253H49ZM80 254H81V253H80ZM91 254H92V253H91ZM103 254H104V253H103ZM105 254H106V253H105ZM235 254H236V253H235ZM245 254L247 255V252H246ZM245 254H244V256H243L244 258L246 257ZM261 254H264V252L261 253ZM0 255H1V254H0ZM7 255H8V254H7ZM9 255H10V254H9ZM65 255H66V254H65ZM78 255H79V254H78ZM93 255H94V252H93ZM109 255L111 256V254H109ZM113 255H114V254H113ZM208 255H211V253L208 254ZM237 255H238V254H237ZM237 255H236V256H237ZM248 255H247V256H248ZM250 255H249V256H250ZM254 255H256V253H254ZM85 256H86V255H85ZM141 256H142V255H141ZM162 256H163V255H162ZM172 256H173V255H172ZM197 256H199V255H197ZM4 257H5V255H4ZM57 257H58V256H57ZM89 257H90V256H89ZM94 257H95V256H94ZM139 257H140V256H139ZM139 257H138V258H139ZM145 257H146V256H145ZM186 257H187V255H186ZM202 257H203V256H202ZM206 257H207V256H206ZM228 257H229V258H228ZM237 257H239V256H237ZM253 257H255V256H253ZM253 257H248V258H251V259H252ZM258 257H259V256H257V258H258ZM262 257H263V256H262ZM17 258H18V257H17ZM61 258H62V257H61ZM96 258H97V257H96ZM109 258H110V257H109ZM156 258H157V257H156ZM164 258H165V257H164ZM193 258H194V257H193ZM197 258H198V257H197ZM216 258H217V259H216ZM230 258H231V259H230ZM248 258H247V259H248ZM255 258H256V257H255ZM260 258H261V257H260ZM70 259H73V258H70ZM70 259H69V260H70ZM76 259H77V258H76ZM97 259H99V258H97ZM107 259H108V258H107ZM107 259H106V262H107ZM173 259H174V257H173ZM186 259H187V258H186ZM215 259H216V260H215ZM221 259H220V260H221ZM263 259H264V258H263ZM83 260H85V259H83ZM83 260H81V261H82L83 263H85ZM86 260H87V259H86ZM220 260H219V262H218L219 264H220V262H222V261H220ZM234 260H235V259H234ZM236 260H238V258H236ZM239 260H240V259H239ZM239 260H238V261H239ZM254 260H255V259H254ZM34 261H35V260H34ZM52 261H53V260H52ZM54 261H55V260H54ZM93 261H94V260H93ZM157 261H158V260H157ZM198 261H200V259H199ZM211 261H210V262H211ZM240 261H241V260H240ZM244 261H245V260H244ZM247 261H248V260H247ZM249 261H251V260H249ZM256 261L259 262V260H257V259H256ZM260 261H261V259H260ZM35 262H36V261H35ZM60 262H61V260H60ZM60 262H59V263H60ZM68 262H69V261H68ZM87 262H88V261H87ZM95 262H96V261H95ZM95 262H93V263H95ZM101 262H104V261H101ZM173 262H174V261H173ZM208 262H209V261H208ZM245 262H246V261H245ZM32 263H33V262H32ZM54 263H55V262H53V264H54ZM90 263H91V262H90ZM197 263H198V262H197ZM222 263H223V262H222ZM239 263H241V262H239ZM246 263H247V262H246ZM254 263H255V262H254ZM261 263H262V262H261ZM51 264H52V263H51ZM216 264H217V263H216ZM262 264H263V263H262Z\"/></svg>","mask_w":264,"mask_h":264}]
</instances>
